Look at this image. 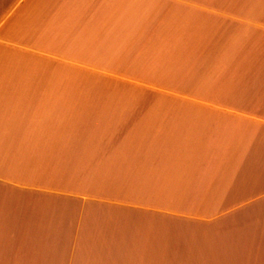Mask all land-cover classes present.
Masks as SVG:
<instances>
[{
	"label": "crops",
	"instance_id": "crops-1",
	"mask_svg": "<svg viewBox=\"0 0 264 264\" xmlns=\"http://www.w3.org/2000/svg\"><path fill=\"white\" fill-rule=\"evenodd\" d=\"M0 264H264V0H0Z\"/></svg>",
	"mask_w": 264,
	"mask_h": 264
},
{
	"label": "rangeland",
	"instance_id": "rangeland-1",
	"mask_svg": "<svg viewBox=\"0 0 264 264\" xmlns=\"http://www.w3.org/2000/svg\"><path fill=\"white\" fill-rule=\"evenodd\" d=\"M130 98H134V97L131 96ZM142 102H144L145 104L143 103L140 104V110L148 109L147 113H158L159 110H164V111L174 110V111H179V112L185 111L186 113L192 112V104H190L191 105L190 107L189 105L176 104L175 102H168L166 104H151V103H147L146 101H142ZM125 106H130V105H125ZM159 112H163V111H159Z\"/></svg>",
	"mask_w": 264,
	"mask_h": 264
}]
</instances>
